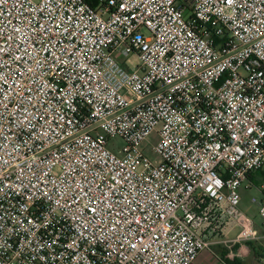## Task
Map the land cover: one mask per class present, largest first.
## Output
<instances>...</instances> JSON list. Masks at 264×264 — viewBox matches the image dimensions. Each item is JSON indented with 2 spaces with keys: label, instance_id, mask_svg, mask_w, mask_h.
<instances>
[{
  "label": "built area",
  "instance_id": "obj_1",
  "mask_svg": "<svg viewBox=\"0 0 264 264\" xmlns=\"http://www.w3.org/2000/svg\"><path fill=\"white\" fill-rule=\"evenodd\" d=\"M263 169L264 0H0V264H193Z\"/></svg>",
  "mask_w": 264,
  "mask_h": 264
},
{
  "label": "crops",
  "instance_id": "obj_2",
  "mask_svg": "<svg viewBox=\"0 0 264 264\" xmlns=\"http://www.w3.org/2000/svg\"><path fill=\"white\" fill-rule=\"evenodd\" d=\"M264 179V170L252 174L241 189L240 210L246 214L253 222L258 231L259 238L255 241L236 244L232 249L225 244L214 243L209 250L202 252L193 264H248L261 263L264 260V229L259 215V205L253 203V199L258 202L264 199V185L261 184ZM256 188L260 196L256 197L248 193ZM238 227L234 224H228L224 237L233 239L237 236ZM242 253V256L239 254Z\"/></svg>",
  "mask_w": 264,
  "mask_h": 264
},
{
  "label": "rangeland",
  "instance_id": "obj_3",
  "mask_svg": "<svg viewBox=\"0 0 264 264\" xmlns=\"http://www.w3.org/2000/svg\"><path fill=\"white\" fill-rule=\"evenodd\" d=\"M157 144V136L152 135L146 142H144L141 146V149L145 152L147 156L152 158L153 160H159V157L152 152V146ZM124 146V141L120 138H113L109 140V147L115 151L117 154H120L119 148L121 149ZM264 170V169H263ZM261 184L264 185V179H262ZM253 196H260L259 191L256 188H253L251 192L248 193ZM248 264H264V260L261 263H248Z\"/></svg>",
  "mask_w": 264,
  "mask_h": 264
}]
</instances>
